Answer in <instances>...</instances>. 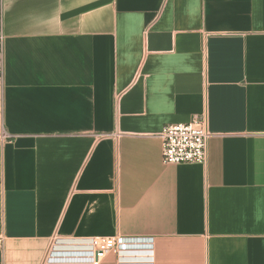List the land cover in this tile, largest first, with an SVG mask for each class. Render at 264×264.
Wrapping results in <instances>:
<instances>
[{
    "label": "crops",
    "instance_id": "0c3cea01",
    "mask_svg": "<svg viewBox=\"0 0 264 264\" xmlns=\"http://www.w3.org/2000/svg\"><path fill=\"white\" fill-rule=\"evenodd\" d=\"M1 2L0 264H264V0ZM194 116L205 164H164Z\"/></svg>",
    "mask_w": 264,
    "mask_h": 264
},
{
    "label": "built area",
    "instance_id": "2783aa9c",
    "mask_svg": "<svg viewBox=\"0 0 264 264\" xmlns=\"http://www.w3.org/2000/svg\"><path fill=\"white\" fill-rule=\"evenodd\" d=\"M3 6L0 0V66L3 60L4 35L2 32ZM211 133L207 128L205 116H194L184 123H170L163 126L159 133L161 140V161L164 164L199 163L207 159V143ZM1 240V239H0ZM55 240L47 250L42 264L53 260L70 259L97 264L109 253H123L136 247H151V237L125 235L93 236L88 246L73 250H56Z\"/></svg>",
    "mask_w": 264,
    "mask_h": 264
},
{
    "label": "rangeland",
    "instance_id": "374dc122",
    "mask_svg": "<svg viewBox=\"0 0 264 264\" xmlns=\"http://www.w3.org/2000/svg\"><path fill=\"white\" fill-rule=\"evenodd\" d=\"M52 245H53V244H52ZM52 245H51V246H52Z\"/></svg>",
    "mask_w": 264,
    "mask_h": 264
}]
</instances>
